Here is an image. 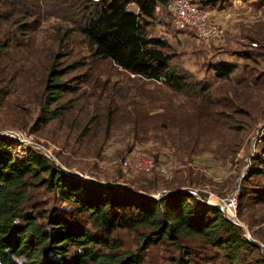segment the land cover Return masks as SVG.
Returning <instances> with one entry per match:
<instances>
[{
  "label": "rangeland",
  "instance_id": "obj_1",
  "mask_svg": "<svg viewBox=\"0 0 264 264\" xmlns=\"http://www.w3.org/2000/svg\"><path fill=\"white\" fill-rule=\"evenodd\" d=\"M195 1L204 9H215L210 13L225 30L218 41L205 42L192 30L175 28L160 4L146 26L148 35L166 43L170 64L192 82L183 91L134 77L107 60L92 59L76 31L59 44L57 34L68 23L41 10L38 25L22 34L17 30L15 43L0 54V134L21 132L20 138L8 135L16 140L10 144L12 152L21 155L28 145L34 146L49 152L63 168L153 196L172 186L203 200L208 195L225 196L256 165L262 172L245 182L251 190L264 189V7L256 6L255 0ZM225 7L233 9V20H225L220 9ZM1 8L8 7L1 4ZM238 10L245 16L239 18ZM8 23L1 21L0 27L6 29ZM54 55L58 67L65 69L61 79L69 85L61 97L65 110L61 119L40 122L41 91ZM218 66L228 67L227 75L217 73ZM130 152L178 166L170 178L124 170L120 160ZM45 198L46 206L63 204L51 193ZM261 211L264 205L253 203L236 217L243 225L241 234L258 242L263 256L264 223L253 224ZM115 237L121 249L140 244L129 229H120ZM180 244L181 249L189 246L198 252L201 259L194 264H228L213 256V248L199 249L196 240L185 238ZM154 246L151 257L157 254L161 262L178 252L168 242ZM243 254L256 256L257 251L246 249Z\"/></svg>",
  "mask_w": 264,
  "mask_h": 264
},
{
  "label": "trees",
  "instance_id": "obj_2",
  "mask_svg": "<svg viewBox=\"0 0 264 264\" xmlns=\"http://www.w3.org/2000/svg\"><path fill=\"white\" fill-rule=\"evenodd\" d=\"M166 1L0 0V24L9 20L6 29L0 27V54H6L5 49L15 43L17 30L22 34L38 25L40 11L45 9V14L68 23L57 34L59 44L69 32L76 31L92 59L107 60L134 77L183 91L192 87V82L170 64L164 40L146 31L155 6H164ZM1 4L8 8L2 9ZM26 16L31 18L19 22ZM58 66L54 55L41 91L40 122L61 119L65 110L61 97L69 85L61 79L65 69ZM228 72V67L217 68V73ZM13 141L0 134V264L199 262L197 251L189 246L181 249L180 242L185 238L199 242L198 248L204 252L213 248V256H221L228 264H264L258 245L247 240L221 210L204 204L187 189L172 186L153 196L90 182L66 172L37 147L28 145L23 154H14L10 146ZM261 151L264 153V136ZM261 172L260 166H252L244 180ZM245 181L239 184L236 216H241L249 204L264 205V189L251 190ZM45 193L63 204L46 206ZM254 222L264 223V211L254 217ZM122 228L131 230L140 240L136 248H120L115 235ZM161 242L178 251L168 254L165 262L157 254L155 259L151 257L156 253L154 245ZM246 249L256 250L257 255L244 256Z\"/></svg>",
  "mask_w": 264,
  "mask_h": 264
},
{
  "label": "built area",
  "instance_id": "obj_3",
  "mask_svg": "<svg viewBox=\"0 0 264 264\" xmlns=\"http://www.w3.org/2000/svg\"><path fill=\"white\" fill-rule=\"evenodd\" d=\"M165 9L169 13L172 24L177 29L192 30L196 38L205 42H216L224 35V27L214 19L213 15L204 9L195 0H167L164 4ZM10 136L20 138L21 132H5ZM122 169L129 171H141L145 173H157L165 178H170L175 167V162H162L154 159L152 156L143 155L137 152H130L120 160ZM239 182H236L230 192L225 196L208 195L206 203H218L221 211L232 220L236 217V200L238 196ZM159 192L158 195L164 193ZM213 199V200H210ZM238 221V220H237ZM263 252V251H262ZM264 254V252H263Z\"/></svg>",
  "mask_w": 264,
  "mask_h": 264
},
{
  "label": "water",
  "instance_id": "obj_4",
  "mask_svg": "<svg viewBox=\"0 0 264 264\" xmlns=\"http://www.w3.org/2000/svg\"><path fill=\"white\" fill-rule=\"evenodd\" d=\"M5 132H3V134H4ZM44 153H45V155L46 156H48L52 161H54V162H56V160L54 159V157L49 153V152H47V151H43ZM61 167V166H60ZM62 169H64L66 172H68V173H70V174H72V175H75V176H78V177H83L84 179H86V180H88V181H90V182H94V183H99V184H102V185H108V186H116V185H114V184H112V183H105V182H100V181H98L97 179H95V178H92V177H88V176H85V175H83L82 173H80V172H78V171H73V170H70V169H66V168H63V167H61ZM120 188H123V187H120ZM124 189H127V188H124ZM188 192H190V193H192L196 198H198L200 201H202L204 204H206V205H211V206H213V207H215V208H217V209H219V210H221V207L219 206V204L218 203H213V204H210V203H206L205 201H203L196 193H194V192H192V191H190V190H187ZM225 215V214H224ZM226 216V215H225ZM235 225H237L239 228H241V229H243V225H242V223L241 222H239V221H237V220H232V219H230ZM244 236H245V238L247 239V240H250L251 242H253L254 244H256V245H258L259 246V248H260V244L258 243V242H256V241H252L251 239H249L246 235H245V233H244ZM264 256V255H263Z\"/></svg>",
  "mask_w": 264,
  "mask_h": 264
},
{
  "label": "crops",
  "instance_id": "obj_5",
  "mask_svg": "<svg viewBox=\"0 0 264 264\" xmlns=\"http://www.w3.org/2000/svg\"><path fill=\"white\" fill-rule=\"evenodd\" d=\"M241 1H244V2H249V1H250V2L253 3L254 0H241ZM255 1H257V2L254 3L256 6H263V7H264V0H261V1H260V0H255ZM235 3H239V2L234 1V4H235ZM231 6H232V5H231ZM231 6H230V7H231ZM228 8H229V7L220 8V9H221L222 12H224V16H225L224 18H225V20L228 19L229 21H231V20H233V17H234V16H233V9H231V8L228 9ZM207 10H208V9H207ZM208 11L211 12L212 14H214L215 9H211V10H208ZM240 11H241V10H238L239 18L242 17V16L244 17V16H245V15H244L245 13H243V11H241V12H240ZM243 236H244V235H243ZM244 237H245V236H244Z\"/></svg>",
  "mask_w": 264,
  "mask_h": 264
},
{
  "label": "bare ground",
  "instance_id": "obj_6",
  "mask_svg": "<svg viewBox=\"0 0 264 264\" xmlns=\"http://www.w3.org/2000/svg\"><path fill=\"white\" fill-rule=\"evenodd\" d=\"M210 200H213V199H210Z\"/></svg>",
  "mask_w": 264,
  "mask_h": 264
}]
</instances>
